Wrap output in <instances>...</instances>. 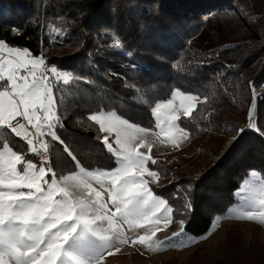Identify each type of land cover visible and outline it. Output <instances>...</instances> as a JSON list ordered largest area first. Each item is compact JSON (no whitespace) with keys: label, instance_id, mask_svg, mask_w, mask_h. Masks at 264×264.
I'll list each match as a JSON object with an SVG mask.
<instances>
[{"label":"trees","instance_id":"16d2710c","mask_svg":"<svg viewBox=\"0 0 264 264\" xmlns=\"http://www.w3.org/2000/svg\"><path fill=\"white\" fill-rule=\"evenodd\" d=\"M211 7L243 13L248 22L251 32L229 51L232 69L211 58L224 54L216 44L225 39L204 24ZM0 41L71 76L58 85L49 79L56 115L49 151L57 176L114 168L92 115L114 112L154 129L155 104L178 90L202 99L178 121L197 150L182 159L198 172L176 173L175 159L149 164L158 174L152 189L172 219L201 237L237 204L251 172L264 184V0H0ZM250 66L257 69L248 73ZM3 146L29 158L26 145L0 124ZM239 236L209 263L196 264H264V238Z\"/></svg>","mask_w":264,"mask_h":264},{"label":"rangeland","instance_id":"374dc122","mask_svg":"<svg viewBox=\"0 0 264 264\" xmlns=\"http://www.w3.org/2000/svg\"><path fill=\"white\" fill-rule=\"evenodd\" d=\"M242 15L211 7L201 16L225 38L216 44L224 54L211 58L227 69H232L229 51L243 32H251ZM45 65L26 50L0 41V124L21 114L50 148L56 115L49 79L65 83L71 76ZM200 101L173 91L168 100L155 104L154 129L131 124L114 112L92 115L114 158L112 170L79 168L57 176L53 166L37 164L27 146L29 158L9 146L0 148V264L209 263L230 238H264V184L256 172L236 192L237 204L216 217L201 237L186 234L183 222L172 219L169 206L152 189L158 174L149 164L156 160L179 161L176 173L198 172L182 159L197 150L178 121ZM222 115L239 122L231 112ZM197 144L207 147L203 141Z\"/></svg>","mask_w":264,"mask_h":264},{"label":"built area","instance_id":"2783aa9c","mask_svg":"<svg viewBox=\"0 0 264 264\" xmlns=\"http://www.w3.org/2000/svg\"><path fill=\"white\" fill-rule=\"evenodd\" d=\"M59 80L55 81V85L60 84ZM8 116L2 120L1 125L15 136L20 142L24 143L29 150L30 156L40 166L51 169L53 166L48 142L43 143L36 136L35 132L29 127L24 118ZM17 118V119H16Z\"/></svg>","mask_w":264,"mask_h":264}]
</instances>
